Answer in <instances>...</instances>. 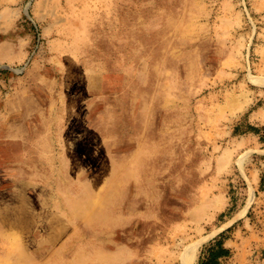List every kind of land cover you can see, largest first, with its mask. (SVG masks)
I'll list each match as a JSON object with an SVG mask.
<instances>
[{
  "label": "rangeland",
  "instance_id": "rangeland-1",
  "mask_svg": "<svg viewBox=\"0 0 264 264\" xmlns=\"http://www.w3.org/2000/svg\"><path fill=\"white\" fill-rule=\"evenodd\" d=\"M217 239L264 264V0H0V264Z\"/></svg>",
  "mask_w": 264,
  "mask_h": 264
},
{
  "label": "trees",
  "instance_id": "trees-1",
  "mask_svg": "<svg viewBox=\"0 0 264 264\" xmlns=\"http://www.w3.org/2000/svg\"><path fill=\"white\" fill-rule=\"evenodd\" d=\"M205 255L199 264H220V258L227 257L229 250L222 239H217L207 248Z\"/></svg>",
  "mask_w": 264,
  "mask_h": 264
},
{
  "label": "bare ground",
  "instance_id": "bare-ground-1",
  "mask_svg": "<svg viewBox=\"0 0 264 264\" xmlns=\"http://www.w3.org/2000/svg\"><path fill=\"white\" fill-rule=\"evenodd\" d=\"M92 191L93 193H95L96 185H92ZM12 225L13 223H11V226ZM198 245H199L198 243H193L186 248V250L182 254L183 264H197Z\"/></svg>",
  "mask_w": 264,
  "mask_h": 264
},
{
  "label": "crops",
  "instance_id": "crops-1",
  "mask_svg": "<svg viewBox=\"0 0 264 264\" xmlns=\"http://www.w3.org/2000/svg\"><path fill=\"white\" fill-rule=\"evenodd\" d=\"M226 259V257L220 258V264Z\"/></svg>",
  "mask_w": 264,
  "mask_h": 264
}]
</instances>
